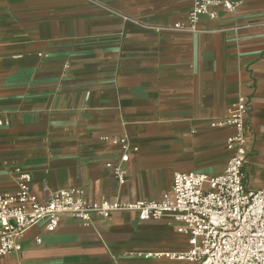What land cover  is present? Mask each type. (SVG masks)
<instances>
[{
  "label": "crops",
  "instance_id": "0c3cea01",
  "mask_svg": "<svg viewBox=\"0 0 264 264\" xmlns=\"http://www.w3.org/2000/svg\"><path fill=\"white\" fill-rule=\"evenodd\" d=\"M232 1L187 31L163 28L186 23L194 0H0L1 191L28 172L41 200L70 187L90 202L160 200L177 171H225L234 129L212 122L240 94L246 186L264 188V0ZM124 152L120 184L106 164ZM179 227L132 211L41 222L3 264H197L140 255L189 250Z\"/></svg>",
  "mask_w": 264,
  "mask_h": 264
},
{
  "label": "built area",
  "instance_id": "2783aa9c",
  "mask_svg": "<svg viewBox=\"0 0 264 264\" xmlns=\"http://www.w3.org/2000/svg\"><path fill=\"white\" fill-rule=\"evenodd\" d=\"M218 5L229 11L238 10V2L232 0H194L186 23L163 29L197 31L202 17H217ZM248 115V98L240 94L228 117L212 122V126L228 125L234 129L226 140L233 155L222 174L177 171L170 192L160 200L90 202L85 191L76 187L57 190L41 200L31 189L32 175L19 173L17 193L0 189V264L22 249L23 236L38 223L44 222L47 230L54 231L65 217L90 224L94 214L110 219L117 211L135 212L142 221L168 215L180 225L179 231L189 236V250L140 253L147 258L166 257L197 264H264V188L246 186ZM115 143L125 148L124 139ZM128 159L124 152L119 162L106 164L120 184L127 181L123 164Z\"/></svg>",
  "mask_w": 264,
  "mask_h": 264
}]
</instances>
